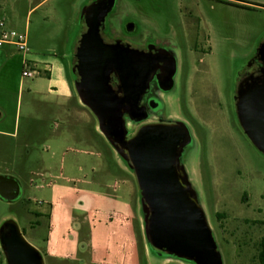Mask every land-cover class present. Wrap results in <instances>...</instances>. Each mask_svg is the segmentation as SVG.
Masks as SVG:
<instances>
[{"label": "rangeland", "instance_id": "374dc122", "mask_svg": "<svg viewBox=\"0 0 264 264\" xmlns=\"http://www.w3.org/2000/svg\"><path fill=\"white\" fill-rule=\"evenodd\" d=\"M92 1L0 0V20L8 30L26 34L27 60L39 69L36 77L22 78V53L12 46L0 49V174L21 181L16 202L0 200V225L12 219L22 234L30 231V211L47 203L46 186L53 177L62 173L91 177V167L97 173L103 166L93 176L111 182L114 177L104 167L111 170L118 166L134 182L131 208L136 241V232L140 234L138 264H192L164 259L144 245L133 174L100 134L94 116L73 91L68 59L81 32V10ZM129 23L136 28L134 34L126 29ZM105 25L111 36L130 45L152 42L175 54L177 74L166 113L182 119L191 130L193 145L184 156L189 179L223 264H236L237 248L230 236L222 234L217 215L233 216L245 209L243 193L253 208H264L259 199L264 189V155L245 136L234 103L238 72L264 38V0H117ZM63 79L72 94L69 99L61 96L65 95L61 90ZM240 223V230L249 235L248 246L238 251L239 264H258L264 226L251 228ZM23 236L37 247L28 234Z\"/></svg>", "mask_w": 264, "mask_h": 264}, {"label": "water", "instance_id": "95a60500", "mask_svg": "<svg viewBox=\"0 0 264 264\" xmlns=\"http://www.w3.org/2000/svg\"><path fill=\"white\" fill-rule=\"evenodd\" d=\"M116 2L94 0L81 10L85 32L76 50L79 79L74 83L79 102L133 174L147 247L164 259L223 264L186 170L184 156L193 145L189 128L181 121L147 123L148 107L141 104L151 83L165 92L173 88L176 56L165 49L150 56L120 40L104 42L101 31ZM126 29L131 32L134 25ZM112 74L118 79L116 90L110 85ZM157 107L158 103L153 106ZM235 110L245 136L264 155V75L239 84ZM20 193L18 179L0 174L1 201L14 203ZM0 251L6 264H44L39 250L27 242L12 219L0 225Z\"/></svg>", "mask_w": 264, "mask_h": 264}, {"label": "crops", "instance_id": "0c3cea01", "mask_svg": "<svg viewBox=\"0 0 264 264\" xmlns=\"http://www.w3.org/2000/svg\"><path fill=\"white\" fill-rule=\"evenodd\" d=\"M65 81L61 80L65 95H60L69 99L72 94ZM90 169L91 177L85 173L53 177L46 186L47 203L30 211V231L23 234L37 244L44 264H138L131 208L134 182L118 166L111 170L104 167L114 177L111 182L94 178L99 171Z\"/></svg>", "mask_w": 264, "mask_h": 264}, {"label": "flooded vegetation", "instance_id": "af4514ba", "mask_svg": "<svg viewBox=\"0 0 264 264\" xmlns=\"http://www.w3.org/2000/svg\"><path fill=\"white\" fill-rule=\"evenodd\" d=\"M240 5H242V4H240ZM232 7H235V6H232ZM237 8L244 9V8H240V7H237ZM245 10L251 11L253 9L251 7H248V9H245ZM80 21H81L80 22V31L81 32L79 33L77 40L74 44V47L72 49V54H71V56H69L70 69H71V83H72L73 91L75 92V94H76V91H75L74 83L79 79V76H78V73L76 70V64H77L76 50H77V47L79 45L80 37L85 32L83 18L80 17ZM129 24H132V23H129ZM135 31H136V28L134 27V30L129 32V33L134 34ZM111 35L112 34L110 33V31L107 30L106 25H105L104 30L101 31V36H102L104 42L113 43L114 41L120 40L123 43H127L122 38H118V37L111 36ZM131 46L134 48H137L141 51H144L146 54H148L150 56H153L156 53H158L160 49H165L166 51L169 50L164 45H160V44L152 43V42H147L143 46H138V47L133 46V45H131ZM161 55L163 56L164 59H166V53L165 52L161 53ZM160 64L162 65L163 63H160ZM263 75H264V38L262 39V41L260 42V44L258 45L256 50L253 52V54L244 62V65L240 68V70L238 72V82L236 85L234 103H235V98H236L237 89H238L239 84L243 83L245 80L250 81L253 78L262 77ZM175 80H176V76L174 78L173 88L167 92L158 88L154 83H151L149 93H147L141 101V104H144L148 107L149 118L147 120V123L158 122L159 119H163V121L166 123H173L176 121H181V122L185 123L179 117L173 116L171 114L168 115L166 113V110L168 108L167 106L169 104L170 93L173 91V89L175 87ZM110 85L112 86V88L114 90H116L118 88V79L114 74L111 75ZM75 96H76V98H78L77 94ZM192 96H194V95H192ZM157 103L160 105V107L153 108V106ZM133 126H135V125H133ZM187 127H188V125H187ZM190 132H191V130H190ZM190 147H188L186 151H188V149ZM259 199L264 202V189H263V192L260 194ZM241 202L244 204V206L246 208L239 211V212L244 213L245 216L244 215L240 216L239 212L233 216H228V215H225L224 213H219L217 215L218 221L221 224L220 226L222 228V234L230 236V238H232L234 243H235V247L237 248L236 260L238 259V262L236 264H239L240 260H241L238 251H243V250H245V247L248 246L247 238H248L249 233L246 230H244V231L240 230L241 229L240 228L241 227L240 222H242L243 225H245L247 227L249 226L251 228L252 227H260L261 228L264 226V208H262V207L253 208L246 193L242 194ZM222 220H224V222ZM236 224L237 225L240 224V225L237 226ZM263 237L264 236H262V238ZM223 238H226V237L223 236ZM248 241H250V239H248ZM241 264H247V262H242ZM258 264H259V261H258Z\"/></svg>", "mask_w": 264, "mask_h": 264}, {"label": "built area", "instance_id": "2783aa9c", "mask_svg": "<svg viewBox=\"0 0 264 264\" xmlns=\"http://www.w3.org/2000/svg\"><path fill=\"white\" fill-rule=\"evenodd\" d=\"M5 46L14 47L19 53H22V78H34L39 75L38 66L27 60L29 47L26 34H20L13 30H8L3 21L0 20V49ZM4 257L0 251V264H3Z\"/></svg>", "mask_w": 264, "mask_h": 264}, {"label": "trees", "instance_id": "16d2710c", "mask_svg": "<svg viewBox=\"0 0 264 264\" xmlns=\"http://www.w3.org/2000/svg\"><path fill=\"white\" fill-rule=\"evenodd\" d=\"M226 3L228 5H231V6L248 9V6H243L240 4L233 3V2H226ZM136 235H137V241H138L140 239V234L138 232H136ZM144 245L147 247V243H146L145 239H144ZM150 250L154 254L157 255L155 250H153V249H150ZM140 252H141V249H140L139 244H138V254H140ZM258 261H259V264H264V237L261 239L260 244H259Z\"/></svg>", "mask_w": 264, "mask_h": 264}]
</instances>
